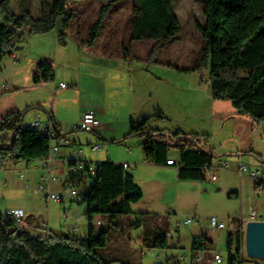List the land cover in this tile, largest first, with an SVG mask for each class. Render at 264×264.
I'll return each mask as SVG.
<instances>
[{"label":"rangeland","instance_id":"rangeland-1","mask_svg":"<svg viewBox=\"0 0 264 264\" xmlns=\"http://www.w3.org/2000/svg\"><path fill=\"white\" fill-rule=\"evenodd\" d=\"M53 1L13 0L11 11L17 17L30 13L40 18L43 7L51 6ZM111 1H74L69 5L72 16L58 17L53 31L37 35L26 32L25 39L15 47L19 51L18 60L25 66L24 76L27 75L25 70L31 69L33 63L36 67L40 63H50L55 78L43 84L44 89L21 93L22 90L15 89L18 86L4 77L6 82L0 83V113L16 104L22 113L27 112L24 121L27 127L38 115L43 118L52 108L60 107L70 118L77 114L80 105L98 107L106 104L111 118L123 120L129 111L133 83L134 92L141 89L148 95V104L157 109L160 107L165 113V119H152L150 128H160L168 134L183 131L198 135L215 159L211 174H206L205 180L200 182L180 181L176 170L152 172L150 178L147 171L140 170V177L148 181L142 183L146 194L141 202L133 205V215L121 223L117 228L119 231H112L110 246L99 250V254L109 260L130 264H166V256L173 259L171 264L178 261L203 264L197 263L196 258L220 252L224 264H228L229 236L234 235L235 250L236 233L250 218V210H255L258 218L264 221V183L240 175L238 170L242 164L264 171V121H240L241 115L238 111L233 113L235 110L228 101H218L224 104L221 115L217 111L218 103L214 107L210 91L212 60L197 68L202 63L206 46L200 32L205 24L204 0H173L182 31L165 47L157 49L152 41H133V3L129 0ZM101 54L110 55V60H100ZM10 60L8 56L2 65L5 73L15 70V65L8 64ZM122 60H127V72L118 70L123 66ZM110 62L120 67L115 69ZM81 75L84 84L82 102L77 93L73 98L57 96L58 90L62 91L61 82L68 86V91L73 85L74 90L79 89L77 81ZM6 83H11L9 91L1 88ZM93 90L96 92L92 100L88 95ZM158 116L160 112L152 117ZM112 127V124L109 127L104 125L105 130ZM65 133L70 140L81 141L76 149L84 150L88 159L95 157L91 150L96 144L102 147L101 156L103 152L112 151L110 158L123 154L122 145L126 151L141 144L140 137H128L129 124L118 127L117 135L122 140H114L113 134L100 136V132L95 131L74 129ZM3 137L0 136V146L6 143L1 140ZM170 153L179 160L178 148H173ZM95 160L98 161V157ZM222 163H229V167L223 169ZM134 170H130L133 175ZM21 172L24 173L23 179ZM44 175L47 172L41 163L17 164L11 160L0 166V211L23 210L26 215L21 229L34 237H87L86 205L51 201L49 196L62 194L65 187L43 184L40 179ZM59 176L64 180L61 173ZM212 177L216 180L213 181ZM233 191L239 196H234ZM159 218L167 221L166 226L173 238L169 237V249L150 250L143 237L147 229L161 226ZM211 218L223 222L226 229L215 231L210 225ZM188 219L193 224L183 226L182 222ZM99 220L102 225L97 224ZM96 227L101 232L108 228V221L98 217ZM160 228L166 230L165 225ZM197 236L206 237L207 245L202 249L194 245L193 239ZM244 261L246 264H264V261L250 259L247 255Z\"/></svg>","mask_w":264,"mask_h":264},{"label":"trees","instance_id":"trees-1","mask_svg":"<svg viewBox=\"0 0 264 264\" xmlns=\"http://www.w3.org/2000/svg\"><path fill=\"white\" fill-rule=\"evenodd\" d=\"M74 1L80 0H54L51 6L43 7L40 18H35L30 13L17 17L11 11L13 0H2L0 65L13 54L16 44L25 39L26 32L29 35L49 33L54 30L58 17H71L69 5ZM121 1L124 0L111 2ZM129 1L133 3V41H152L157 49L165 47L181 33L182 25L173 0ZM204 15L205 24L200 32L206 46L202 63L197 68L212 60V98L231 102L240 114L264 121V0H204ZM54 78V67L50 63H40L33 75V83L43 85ZM26 115L27 112H15L0 121V135H4L1 140L6 142L0 146V166L11 160L30 164L48 159L51 141L24 125ZM155 118L164 119L162 116L148 117L130 125V135L141 138L148 162L168 166L171 150L178 148L180 158L175 161L179 164V179L205 180V169L213 167V153L207 150L198 135L183 131L168 134L150 128ZM68 182L87 184L80 205H86L88 236L34 237L21 229L22 222L0 211V264H130L109 260L98 251L110 246L112 231L118 230L121 223L133 215V205L144 198L134 175L124 165L105 161L99 163L95 176L71 175ZM98 217L107 219L109 229L97 231ZM160 227L147 229L143 237L150 250L170 247L169 227L166 226V230ZM235 238L237 247L233 250L234 235L229 236L228 264L244 261L245 233L242 226ZM194 245L199 249L204 247L196 242Z\"/></svg>","mask_w":264,"mask_h":264},{"label":"crops","instance_id":"crops-1","mask_svg":"<svg viewBox=\"0 0 264 264\" xmlns=\"http://www.w3.org/2000/svg\"><path fill=\"white\" fill-rule=\"evenodd\" d=\"M18 52H17V50H14L13 54L11 56H9V57H11V60L8 61V64H11L13 66L15 65L14 71H10V72L5 73V70H3V68H2L3 67L2 65L4 62L0 65V83H2L4 81L6 82L4 77H7L9 80H11V82L15 86H18V87H15V89L22 90L21 93L26 92L27 90L37 91V89H44L43 85L36 86L33 83V75H34L36 68H37L36 63L32 64L31 69L25 70L27 72V75L24 76L23 70H24L25 66H23L22 62L20 60H18V56H19ZM109 57H111V56L107 55L105 57L103 54H101L100 60L109 61L110 60ZM106 58H108V59H106ZM117 59L121 60L122 58H117ZM120 62L123 63L122 64L123 66L120 69H118L120 66H115V63L110 62L111 64H109V65H114L115 69L122 70L123 72H127V66H126L127 60H125V61L122 60ZM82 81L83 80H82V75H81V77L79 78V81H77V82H79L77 84V87H79V89L74 90V85H73V89L70 91H68V88L62 89V91L58 90L57 96L73 98L75 93H77L76 94L77 97L82 102L84 99L83 98L84 97V90H83L84 84ZM60 84H65V83L61 82ZM1 88H2V85H1ZM95 92H96V90L90 91L89 95H88L89 97L88 96L87 97L89 99L93 100L94 97L92 95L95 94ZM147 97H148V95H146L144 92H142L141 89L134 92V84L132 83L131 91H130V97H129V111H128V114L125 117H123V120L111 118V114L108 112V105H106V104H103L101 106L99 105L98 107L95 106L94 104L89 105L87 107H82V105H80L79 111L77 112V114L74 115L73 117H70V118H67V116L61 111L62 109H60V107H58L57 109L56 108L51 109V111L54 113L56 123H57L59 131L61 133L60 134L61 137L65 138L68 142V144L62 146L61 152L59 154L55 155V165L58 167L59 172L64 176L65 182H66V179L68 180V177H67L68 164L71 161L75 160V150H77L76 147H78L79 144L81 145V141L78 142L77 140H75V141L70 140L69 137H67V134L65 133V131L69 132L70 130H74V129L77 130L76 125L81 120L83 114L88 112V111H91L96 115V117L100 121L105 122L104 124L101 122L102 123L101 128H99L95 132H97V133L100 132V136L101 135L102 136H105V135L110 136L111 134H113L114 140H122L121 137H118V135H117L118 127L120 124H123V125L129 124V133H128L129 134L128 137H129L130 136V125L133 121H142L148 117L154 116V114H156L158 112H160V116H162V118L165 119V117H164L165 113L161 110V108L159 107L157 109V108H155V106L153 104H148ZM64 103H65V107L67 108L66 101H64ZM217 103H218V110L217 111H218V114L221 115L225 110L224 107H222V105H224V104L219 103L218 101L214 100V107L217 105ZM13 106L14 107H11V108H8L6 110L1 111L0 119L1 118L4 119L6 116H8L12 113H15V112H21L20 111L21 109L19 107H15L16 104ZM149 108H151V109L149 110ZM51 111L47 112L43 118L40 115H38L36 119H39L41 121H46L48 118V114ZM236 111L237 110H235V112H233V113H237ZM240 115H241L240 116L241 118H239L240 121H247L248 122L251 120V121H254L256 123V121L254 119H252L248 116H244L242 114H240ZM106 120H108V121H106ZM110 124L113 125L112 129L110 130L108 128L105 130L104 125H107L109 127ZM158 130H162V129L158 128ZM0 136L3 137V135H0ZM128 137H126V139ZM263 142H264V140H263ZM91 145H93V144H91ZM252 146L254 147V144ZM121 147H123L122 148L123 154L119 157L110 158L112 151H110L111 153L109 151L107 153L103 152V155L101 156V154H102V152H101L102 147H101V150L98 153L91 150V153L95 157L90 158V159H88L85 156L84 150H81L82 151V158L81 159L84 161L95 162V161H97V160H95V158L98 157L99 160L97 162L112 161L114 163L121 164V165L128 164L129 165L128 171L133 170L135 168L134 177H135L136 183L142 188V190L144 191V194H146V193H145V190H144L142 183L145 184V182H148V181H147V179L145 180V179L140 177V176H142L139 173L140 170L147 171L148 172L147 173L148 178H150L152 172L153 173H155V172L158 173V172H162V171H170L171 172V171L176 170V174H177V177L179 179V168L177 166H156V165L149 163L146 156H145V153L141 147V144H138L137 147H135L133 149H132V147H131V149L128 148V149H126V151L124 150L123 145ZM231 150L234 151V149H231ZM107 158H109V159H107ZM169 159H174L178 162V160L176 158L172 157L171 153H170ZM19 163L20 162H17V164H19ZM36 163H41L42 167H43V162H36ZM46 176L47 175H44L40 179V182H42L43 184H45L43 182V178ZM180 181H182V180H180ZM183 182H200V181H183ZM148 186L150 187L151 184L150 185L148 184ZM232 193L234 196H237V197L239 196V193L237 191H233ZM85 212H86V209H85ZM84 217L86 218L85 213H84ZM23 220H22V222H23ZM248 220H246L245 223L248 222ZM259 220L262 221L261 219H259ZM98 222H100L101 223L100 225H102V220H99ZM117 231H119V230H116V232ZM64 237H68V235H65ZM74 237H77V236H74Z\"/></svg>","mask_w":264,"mask_h":264},{"label":"built area","instance_id":"built-area-1","mask_svg":"<svg viewBox=\"0 0 264 264\" xmlns=\"http://www.w3.org/2000/svg\"><path fill=\"white\" fill-rule=\"evenodd\" d=\"M19 63V62H18ZM2 88L5 91H9L11 88L10 83H6L2 85ZM61 89H66L68 86L66 84L60 85ZM102 123L100 120L96 117V115L88 111L83 114L81 120L76 125L77 130L81 131H96L99 128H101ZM28 127L33 130L39 131L42 135L47 136V138L51 141L50 146V155L47 160L43 162V168L47 172V176L43 178V182L48 185H58L62 184L65 187V191L62 194H52L49 196V199L55 203H65L66 201L75 202L76 204L80 205L82 202L83 196H82V189L80 187H87L86 183H70L66 179L63 180L59 174V169L55 165V155L59 154L61 152L62 146L68 144L67 140L63 137H61V133L58 130V125L55 120L54 113L51 111L48 114V118L46 121H41L39 119L34 120L31 122ZM101 150V145L96 144L92 146V151L98 153ZM82 158V151L81 150H75V160L71 161L68 164V170H67V177L71 175H80L85 174L88 177L95 176L96 169L100 162H89L84 161ZM168 166H177L179 167V164L171 159L167 162ZM221 167L223 169H226L229 167V163H222ZM124 168L128 169L129 165L124 164ZM241 175H247L250 179L254 180L257 183H264V171L258 170V169H252L247 168V166L240 164L238 168ZM205 174L210 175L212 172V168H206ZM21 178H24V173L21 172ZM212 180L215 181L216 178L212 177ZM69 188V189H68ZM7 216L13 217L17 222H22V220L25 218V212L23 210H7L4 212ZM248 221H260L258 218V215L255 210H250V218ZM167 221L165 219H160L161 226L166 227ZM100 224V222H99ZM193 224V221L188 219L182 222L183 226H190ZM210 225L213 227L215 231L224 230L226 228V225L218 220L217 218H211L210 219ZM246 223L243 225V230L245 228ZM179 228V227H177ZM169 237L173 238V233H169ZM194 242L199 243L200 246L205 247V237L197 236L194 239ZM207 252V251H206ZM208 253V252H207ZM244 257H246V250L242 251ZM166 262H171L173 259L169 256L165 257ZM197 263H203V264H224V257L220 252H213L209 255L204 254V256L197 257L196 258ZM240 264H246L245 261H242Z\"/></svg>","mask_w":264,"mask_h":264},{"label":"water","instance_id":"water-1","mask_svg":"<svg viewBox=\"0 0 264 264\" xmlns=\"http://www.w3.org/2000/svg\"><path fill=\"white\" fill-rule=\"evenodd\" d=\"M244 233L247 257L264 261V221L246 222Z\"/></svg>","mask_w":264,"mask_h":264},{"label":"bare ground","instance_id":"bare-ground-1","mask_svg":"<svg viewBox=\"0 0 264 264\" xmlns=\"http://www.w3.org/2000/svg\"><path fill=\"white\" fill-rule=\"evenodd\" d=\"M205 242H206V240H205Z\"/></svg>","mask_w":264,"mask_h":264}]
</instances>
